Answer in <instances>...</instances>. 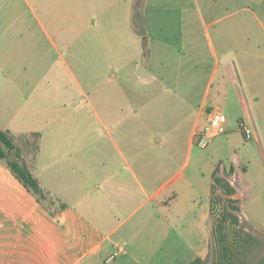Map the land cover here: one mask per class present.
<instances>
[{"label": "crops", "instance_id": "obj_1", "mask_svg": "<svg viewBox=\"0 0 264 264\" xmlns=\"http://www.w3.org/2000/svg\"><path fill=\"white\" fill-rule=\"evenodd\" d=\"M206 1L0 0V127L56 201H40L0 159V264H193L207 257L217 166L209 170L207 200L198 202L184 170L195 134L215 110L227 115V131H240L232 121L243 119L259 138L264 42L256 27L225 28L226 41L216 28L214 38ZM25 14L33 21L21 27ZM36 19L44 38L65 51L39 62L43 75ZM84 50L92 60L83 69ZM236 161L223 162V171L232 167L242 199L249 166Z\"/></svg>", "mask_w": 264, "mask_h": 264}, {"label": "rangeland", "instance_id": "obj_2", "mask_svg": "<svg viewBox=\"0 0 264 264\" xmlns=\"http://www.w3.org/2000/svg\"><path fill=\"white\" fill-rule=\"evenodd\" d=\"M216 2V3H215ZM24 3L22 2V5ZM209 5L210 10L207 12V20L216 21V24L212 25L211 33L213 37H216V28L223 27V37L228 35L224 34L225 28L239 27H253L258 29V36L261 42H264V0H210L206 1L205 5ZM222 17V18H221ZM221 18L219 22L217 19ZM43 20V19H42ZM33 21L31 16H25L20 18V25L28 26ZM34 25L38 28L35 34L36 38V61H37V75H43L42 62L44 57L51 60H60V52L63 49L54 48V45L44 38L42 32L39 31L40 24L36 19ZM31 36V35H30ZM56 38V35H53ZM22 37V36H21ZM20 37V38H21ZM76 35H68V40L75 38ZM219 35H217V38ZM231 39V38H230ZM22 40V38H21ZM231 41H233L231 39ZM72 57H76V41L73 42ZM69 54V55H68ZM68 59L70 57L69 49L67 50ZM88 57V61L81 63V67L91 65L92 53L84 50V56ZM73 72L77 73L79 79L82 80L78 65L71 62ZM54 68V65H53ZM52 68V69H53ZM86 68V67H85ZM66 75L68 80V88L75 91L74 82L71 80V73L67 72V69L58 64L56 70H59ZM82 69V70H83ZM54 76V72H52ZM85 75L90 76V71H87ZM55 79L53 78V81ZM91 82L83 81V85L87 90L91 89ZM43 85V84H42ZM43 89V88H42ZM40 88L36 93H40ZM88 97H92V93H87ZM80 98L78 99V103ZM66 102V101H65ZM72 104V103H71ZM76 104L75 102L73 103ZM82 105L85 108H90L89 101L83 99ZM238 126V121H232V125ZM258 136L256 139L253 136L251 139H246L240 131H227L224 134H220L210 140L206 147H201L197 143L193 148L190 164L184 170V178H187L191 185L195 187V199L196 201L207 200L205 195L206 189L209 187V170L215 165L219 167L218 174L223 176L228 181H231L232 167H229L223 171V162L228 161L237 162L236 160H245L249 166V174L242 176V199H240L238 206L239 209L235 211L239 215L238 224H226L225 233L229 241L234 243L236 254V264H264V226L256 224H264V126L261 123H257ZM234 132L235 134H230ZM233 139V141L231 140ZM172 166V170H174ZM242 200V201H241ZM244 204V210L250 215L251 220H248L244 215L242 208ZM211 223H212V242L211 250L207 257L197 264H215L219 255V245L217 236L218 233L215 230L218 220L223 216L226 210L231 211L228 204V197L224 194L222 189H212L211 194ZM170 237H175L176 231L172 226L169 227ZM239 245V246H238Z\"/></svg>", "mask_w": 264, "mask_h": 264}, {"label": "trees", "instance_id": "obj_3", "mask_svg": "<svg viewBox=\"0 0 264 264\" xmlns=\"http://www.w3.org/2000/svg\"><path fill=\"white\" fill-rule=\"evenodd\" d=\"M0 159L5 161L15 176L33 193H35L40 201L46 200L51 204L56 201L49 197L42 189L39 180L31 173L26 163L23 161L20 147L14 142L9 131L3 130L0 127ZM233 170V169H232ZM232 170H230L232 172ZM219 167L217 166L213 172L212 189H222L228 197V204L231 211L226 210L223 216L218 220L216 231L218 233L217 240L219 245V255L215 264H236V254L233 251L234 243L229 241L225 233L226 224H238L239 215L235 213L239 209L237 203L240 199L235 195L237 190L235 186L223 176L218 174ZM62 206H65L62 204ZM239 246V245H238ZM201 259H196L193 264H197Z\"/></svg>", "mask_w": 264, "mask_h": 264}, {"label": "built area", "instance_id": "obj_4", "mask_svg": "<svg viewBox=\"0 0 264 264\" xmlns=\"http://www.w3.org/2000/svg\"><path fill=\"white\" fill-rule=\"evenodd\" d=\"M227 121V115L221 110L210 113L206 127L195 134V143L203 148L206 147L212 138L227 132ZM238 127L246 139L253 137V130L243 119L238 121Z\"/></svg>", "mask_w": 264, "mask_h": 264}]
</instances>
